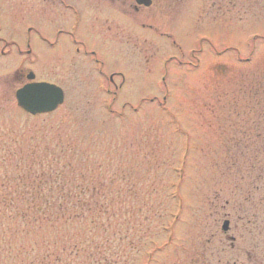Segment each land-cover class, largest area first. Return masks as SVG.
Here are the masks:
<instances>
[{
  "label": "rangeland",
  "instance_id": "374dc122",
  "mask_svg": "<svg viewBox=\"0 0 264 264\" xmlns=\"http://www.w3.org/2000/svg\"><path fill=\"white\" fill-rule=\"evenodd\" d=\"M74 1L93 16L78 37L94 60L62 36L40 39L52 42L64 15L69 25L57 0H0V264H215L231 257L218 244L229 235L240 260L251 239L259 254L264 0H176L142 14L152 28L108 0ZM29 71L62 88L54 111L16 105ZM81 180L97 190L83 216Z\"/></svg>",
  "mask_w": 264,
  "mask_h": 264
},
{
  "label": "flooded vegetation",
  "instance_id": "af4514ba",
  "mask_svg": "<svg viewBox=\"0 0 264 264\" xmlns=\"http://www.w3.org/2000/svg\"><path fill=\"white\" fill-rule=\"evenodd\" d=\"M108 1H109L108 4L112 8H114V9H112V8H110V9L114 10L113 12L117 13L119 17H121V18L128 17L132 21L138 20L139 25L142 28H144L145 25H147V27H149V28H152V24L150 22L149 23H143L141 21L143 18L142 14L146 15V16H144L145 20H148V19H151L154 17H160L161 15H163L165 9L172 10L174 8L173 5L176 2V0H143L145 3H138L137 0H132L130 2H127V0H108ZM57 4L59 6H61V8L64 9L65 11H68V14L71 18L69 25L68 26L66 25L68 23V19H67L66 15H64L61 18V20L57 22V23H59V25L54 29V32H53L54 33V40L52 42H49V40L45 39L42 36H40V39L49 47H54V46L58 45L59 41L62 39V38H60V40H59V37L62 36L66 40L67 44L69 41V43L71 45H75L74 51L76 53H81L86 57L93 58L96 55V52L93 49H87L84 41L83 40L81 41V39L78 37V28L82 24L83 20H85L86 24H88V21H89V25H90V21L93 19L92 14H86L85 10H83V8L78 3H76L74 0L73 1H71V0H57ZM111 4H113V5H111ZM82 5L85 7H88L90 9V4H89V6L86 3H83ZM159 35L163 36L164 34L159 33ZM78 39H80V40H78ZM79 45H82V47H80ZM18 52H20V51H18ZM93 60H94V58H93ZM26 74L23 75L22 72L17 74L19 80L25 79V82L21 83L20 87L22 85L26 84L27 82H29L26 79ZM48 83H51V82H48ZM107 83L112 84L113 87H120L121 86L120 84L116 85L114 83V81L112 79V74L107 77ZM15 91H14V99H15ZM15 102H16V100H15ZM18 108H20V107H18ZM21 110L24 111L23 109H21ZM225 202L226 203L223 207H226L227 205L229 206L230 202L229 201H225ZM235 207L241 209L242 204L240 203V204L236 205ZM222 216H224V219L222 220V223H221V227H220L221 233L220 234L224 235L225 233H227L230 230V221L228 220L229 219L228 213L227 214L223 213ZM213 236H214V234L211 235V237H213ZM226 240H228V246L225 248V247H223V243H225V242H223V240H221V238L219 237L218 244H219V246L221 245L220 248L222 250L220 253H221V256L224 253V256L230 255L231 257H227V259L224 260L222 258L223 256L219 258L217 253H215V255H217L215 264H264V242L260 248V251H259L260 253L256 254L255 249L259 250V244L255 243L253 241V239H251L249 242V249L245 248V250H243V251H245V256H246V258L243 261V260H240V257H239V254H242V253H240V251L242 252V250L239 249L240 251L238 250L237 255L235 252L234 242L236 241V237L229 235L228 237H226ZM209 242H212V241H210V240L206 241L207 244ZM200 264H212V263L210 261H208L206 257L202 256Z\"/></svg>",
  "mask_w": 264,
  "mask_h": 264
},
{
  "label": "water",
  "instance_id": "95a60500",
  "mask_svg": "<svg viewBox=\"0 0 264 264\" xmlns=\"http://www.w3.org/2000/svg\"><path fill=\"white\" fill-rule=\"evenodd\" d=\"M137 1L138 3H145L143 0ZM34 77L33 72L29 71L26 74V79L29 82L16 89L15 100L17 106L31 115L55 110L63 102L62 89L52 83L33 81Z\"/></svg>",
  "mask_w": 264,
  "mask_h": 264
},
{
  "label": "trees",
  "instance_id": "16d2710c",
  "mask_svg": "<svg viewBox=\"0 0 264 264\" xmlns=\"http://www.w3.org/2000/svg\"><path fill=\"white\" fill-rule=\"evenodd\" d=\"M259 137V136H258ZM262 151L264 152V147H263V149H262ZM259 154H260V151H255L254 152V155H253V157H254V160H258L259 158H260V156H259ZM264 154V153H263ZM262 154V155H263ZM263 160H264V155H263ZM258 163V162H257ZM257 165H259V164H255V166H254V169H256V170H258V166ZM264 168V167H263ZM42 171V170H41ZM53 171H55L54 173H55V175H54V178H56V177H59L60 176V173H59V171L58 170H52L51 168H48L47 170H46V173H48V174H51ZM91 171L89 170V168L88 167H84V168H81L80 170H79V172H78V176L80 177V179H86L87 177H91ZM38 176V175H37ZM40 176L42 177L43 176V174H40ZM40 176H38V178H39V180H40ZM256 180H259V179H264V170L262 169L261 171H258L257 172V174H256ZM81 180V182H79V184H77V186H76V189H77V193H78V199H77V201H78V210L80 211V215H84V214H86V213H89L90 212V210L92 209V205H91V200L94 202H96L97 200L96 199H94V197H92V198H89V200H88V198H85V195L87 194V193H90V194H92V193H94L95 192V190H96V188H95V184H91V183H89V182H84V181H82ZM263 182H261L260 184H262ZM264 185V184H263ZM257 186V185H256ZM257 189L259 188V186L258 187H256ZM97 191V190H96ZM263 191H264V188H263ZM49 200L48 199H45V204L48 202ZM76 201V202H77ZM34 201L32 200V202L31 203H33ZM101 204H103V203H101ZM53 207V205L52 204H50L49 205V207ZM35 207V206H34ZM37 207V206H36ZM100 208L98 209V211H101V209H103L102 208V206L100 205L99 206ZM37 211H39L38 209H37ZM39 213H41V212H39Z\"/></svg>",
  "mask_w": 264,
  "mask_h": 264
}]
</instances>
